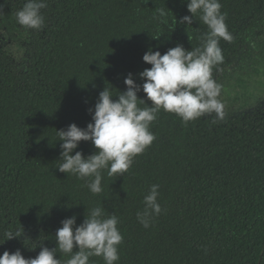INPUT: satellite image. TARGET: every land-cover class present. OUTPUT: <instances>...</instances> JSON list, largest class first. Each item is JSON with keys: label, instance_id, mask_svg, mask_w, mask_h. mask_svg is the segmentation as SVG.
Listing matches in <instances>:
<instances>
[{"label": "trees", "instance_id": "trees-1", "mask_svg": "<svg viewBox=\"0 0 264 264\" xmlns=\"http://www.w3.org/2000/svg\"><path fill=\"white\" fill-rule=\"evenodd\" d=\"M25 2L0 0V241L6 230L21 231L0 254L19 249L35 258L40 245L56 246L63 219L75 215L78 226L102 207L123 236L115 264H264V98L245 109L224 106L222 120L213 113L185 123L161 109L149 126L154 141L122 176L103 170L100 194L86 187L91 177L56 169V130L85 128L99 92L110 88L116 99L129 73L142 84L150 48L200 47L208 31L200 14L180 24L191 15L186 0H46L45 26L33 30L16 22ZM219 3L232 40H219L217 84L226 68L251 59L243 30L255 36L264 11V0ZM75 151L96 149L81 141ZM154 184L162 211L144 228L136 214ZM56 258L65 264L70 254ZM89 264L105 262L92 256Z\"/></svg>", "mask_w": 264, "mask_h": 264}, {"label": "clouds", "instance_id": "clouds-1", "mask_svg": "<svg viewBox=\"0 0 264 264\" xmlns=\"http://www.w3.org/2000/svg\"><path fill=\"white\" fill-rule=\"evenodd\" d=\"M47 7L46 0H26L15 13L17 24L26 29L42 30L45 18L41 10ZM186 7L191 15L180 18V24L191 25L199 13V19L208 28L200 47L186 50L177 44L164 54L150 48L142 56V61L151 66L138 74L142 84H137L129 73L124 78L126 90L118 91L116 99H112L110 88L99 92L94 108L88 109L91 122L85 128L73 123L66 129L56 130V141H60L61 149V162L56 169L79 179L91 177L86 183L91 193L103 191V170L107 169L109 177L122 176L131 167L133 158L151 145L155 136L149 126L161 109L174 113L185 123L213 113L217 119L224 118V104L218 99L221 85L212 78V69L224 61L220 38L232 40L225 24L226 14L221 12L219 0H186ZM159 14L165 15L163 11ZM141 91L145 94L143 99L137 95ZM138 104L146 106L141 108ZM81 141H90L96 151L88 156L75 151ZM158 188L157 184L150 187L143 199V210L136 214L144 228H148L162 211L157 202ZM60 223L61 227L55 232L54 248L40 245L35 258H25L19 249L11 254L4 251L0 254V264H61L56 258L57 251L70 254L65 264H89L92 256L102 257L105 264H115L119 260L118 245L123 236L117 228L115 214L105 216L102 207H94L78 226L75 215ZM20 236V230H6L0 244Z\"/></svg>", "mask_w": 264, "mask_h": 264}, {"label": "flooded vegetation", "instance_id": "flooded-vegetation-1", "mask_svg": "<svg viewBox=\"0 0 264 264\" xmlns=\"http://www.w3.org/2000/svg\"><path fill=\"white\" fill-rule=\"evenodd\" d=\"M256 20L259 25L254 27L255 36L248 28L243 30V49L251 59L232 64L218 81L221 85L218 99L227 109H245L250 103L264 98V11Z\"/></svg>", "mask_w": 264, "mask_h": 264}]
</instances>
